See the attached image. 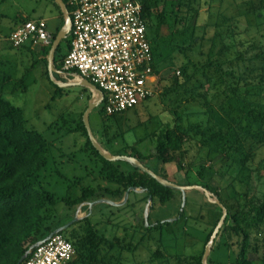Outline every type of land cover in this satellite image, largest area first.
<instances>
[{
    "label": "rangeland",
    "instance_id": "rangeland-1",
    "mask_svg": "<svg viewBox=\"0 0 264 264\" xmlns=\"http://www.w3.org/2000/svg\"><path fill=\"white\" fill-rule=\"evenodd\" d=\"M166 1L161 24L155 18L150 19V23H146L155 60L162 65L156 94L150 100L138 104L135 112L131 111L132 109L124 112L122 115L126 121L119 119L120 126L116 127L113 122L108 123L110 129L107 137L122 131V142L120 139L119 141L114 139L109 143L111 148L107 146L105 138L101 135L100 119L96 113L97 106L87 115L88 126L101 150L110 153L117 144H127L134 145L142 155L151 154L153 150L148 134L157 129L159 123L169 122L172 110L181 111L185 106L187 112L193 110L192 105L185 101L189 94L181 89L167 92L164 96L160 93L161 88L166 84L165 78L170 74H176L175 70L178 66L188 59L190 64L187 73L191 75V79L186 89H190L197 96H202L201 94L206 92V101L202 100L206 105H202V108L207 111V115H189L183 117V123L187 120L196 121L200 117H203L201 120H206L205 142L214 150V155L210 156L211 175L208 184L214 187L221 197L229 200L227 204L235 205L231 198L235 193L228 186L230 176L228 173V175L220 174L219 171L222 173V164L228 158L238 164L244 161L246 156L244 143L241 144L242 147L233 150L236 146L234 141L236 131L240 130L239 124L235 122L240 121L242 128L252 131H256L258 126L251 124L248 128V123L238 115V111L230 112L227 108L228 101L223 99L224 94L221 90L234 85L238 76L248 80L257 70L261 69L264 73V7L256 8L259 0H252V8L256 9L251 12H247L245 6V3L251 0H226L228 3L226 4L225 1L224 5L213 1L208 6L203 4L204 0ZM55 6L56 4L51 0H0V92L12 105L22 110L24 126L39 131L47 142V163L38 175L30 179V182L37 189L42 188L54 193L56 203L49 206L45 212L48 220L58 219L63 221L64 225L73 217L79 220L88 215L92 223L105 221L102 225L103 229L109 230L114 227L116 235L127 236L125 240H129L128 236L132 235L131 244L135 245L139 236L144 233L141 226L143 228L152 226L156 218L162 219V222L173 218L177 205L173 206L171 203L164 207L153 206L148 211V222L144 219L146 202L142 192H130L126 202L119 206L96 202L91 206L79 204L75 208L68 209L65 198L71 199L79 195L81 187L114 186L112 182L101 179L98 173L100 162L93 156L89 146L85 145V136L76 126L79 118L81 120L80 113L85 109L86 103L96 99L97 95L86 88L80 89L77 85L72 86L69 92L54 93L50 84L52 81L48 77L50 81L48 82L44 75L45 65L41 61V48L31 49V55L25 46L18 49L11 48L5 39L8 28L18 22L19 15L29 17L43 15L46 17L47 29L53 32L58 20L47 17L56 14ZM223 6H225V15L238 10L232 21L224 22L221 19L219 12L222 11ZM204 24L205 28H202ZM190 38H195V42L192 44L188 42ZM60 47L61 50L64 49V42L60 43ZM167 56L175 57L173 65L167 64L169 61H163ZM33 60L35 66L30 67ZM211 63H219V65L214 68L210 66ZM171 68H175L174 72ZM202 71L208 75L207 82L201 76ZM229 71L232 74H229ZM55 80L69 82L76 79L72 75L68 77L60 74V79ZM259 99L263 105L257 107L252 103L249 114H253L258 109L264 110V94L258 98L253 97L252 101ZM222 104L224 107L221 110L219 105ZM235 106L233 105L234 108ZM242 128L241 130H244ZM211 135L214 137L211 138ZM194 144L193 142L184 146L186 152L182 163L184 168L188 166L192 173L197 163L201 162L196 152L197 146ZM250 154L251 156L243 163L242 170L236 171L237 167L230 170L231 177L242 182L240 184L235 182L236 188L247 192L243 199L246 206L259 204L264 199V142L253 147ZM145 162L154 170L156 163L154 157L146 159ZM118 164L121 170L130 167V164L123 160ZM165 167L168 181L178 185L185 183L183 170L176 171L169 164ZM209 193L211 199H217L214 194ZM184 196L183 208L187 215L180 222L150 229L133 251L118 249L110 251L107 255L108 262L114 264L117 262L116 257L119 256L118 262L121 264L141 262L176 264V254H180L179 258L183 257V254L198 255L209 226L218 219L220 209L213 202L208 201L200 189H189ZM103 199L111 201L107 194H104L100 200ZM243 210L245 211L246 208ZM230 222V220L226 222V225L229 226ZM222 226L217 231L214 241L209 244L211 253L209 251L207 257L212 264H235L237 245L234 239L224 237L226 233L223 232ZM135 229L138 230L133 232L132 230ZM66 233L63 234L66 236ZM258 248V256L262 257L260 242ZM155 249L163 256L155 259L153 254ZM207 257L204 259V264H208Z\"/></svg>",
    "mask_w": 264,
    "mask_h": 264
},
{
    "label": "trees",
    "instance_id": "trees-1",
    "mask_svg": "<svg viewBox=\"0 0 264 264\" xmlns=\"http://www.w3.org/2000/svg\"><path fill=\"white\" fill-rule=\"evenodd\" d=\"M62 1H64L67 6L66 9L69 11V5L67 1ZM213 1H218L220 5H224L226 0H204L203 4L208 6ZM140 2L142 4L141 17L145 22V31L149 37V32L147 30L148 26H146V23H150V19L155 18L158 23L160 22L161 24L164 19L163 9L165 5H167V1L140 0ZM227 3L228 2L226 1V4ZM252 3V0L245 3L247 12H251L256 8L258 9L264 7V0H259L256 8H252ZM229 4H231V2ZM56 6L58 7V5ZM223 7L224 8H222V11L219 12L221 19L224 20V22H228L230 20L232 21L233 16L238 14V10L231 13L229 12L227 15H225V6ZM248 7H250V10ZM25 20L27 19H21V22ZM202 28H205V24ZM52 36L54 38L55 33L52 34ZM194 40L195 38H190L188 42L190 41L192 44L195 42ZM148 41L152 60L154 62L153 71L156 74H159L162 65L155 60L153 48L149 38ZM61 42H64V46H66L67 51L69 34L66 38H63L58 43L54 50L53 64L57 71H60L61 69L60 58L65 54L64 53L60 55L59 53L62 49L60 47ZM48 48L49 44L42 46L40 53L42 55L41 61L45 65V78L48 80V82H50L47 76V64L45 61V55ZM26 50L32 55V50L29 47H26ZM174 59V56H167L163 61H169L167 64L173 65ZM34 63L35 61L33 60L30 64V67H34ZM189 64L190 61L185 59L180 64V66H178V69H176L178 74L173 73L167 76L165 78L166 84L161 88L160 93H162L164 96V94H167V92L181 89L183 92L189 94L185 101L187 104L192 105L193 110L187 112L185 110L186 106L181 111L172 110L170 112L169 122L166 121L164 124L159 123L157 129L148 134V138L150 139L153 150V152L148 154V156L139 153L134 145L127 144H117L115 149H111L110 154L127 155L131 156L132 158L135 157L141 161L142 165L150 170L152 169L147 164H145V160L154 157L156 163L154 164V170L152 171L157 176L163 178V180H168V174L165 167L166 164L172 165L176 171L183 170L185 183L182 185H198L205 188L207 191L214 194L217 200L226 209L222 230L224 233H226L224 234V237L227 239H234V243L237 245L238 252L234 257L235 264H264V199L261 200L259 204H251L246 206L243 202L244 196L247 194L246 190H241L235 186L237 183H242L240 182L241 180H237L230 175V170L236 167V171L242 170L244 168L243 163L251 156L250 152L252 148L259 146L264 142V110L258 109V111L255 110L253 114L248 113L252 103L257 107L263 105L260 99L258 101H252L253 97L258 98L260 95L264 94L263 70H257L256 74L253 75V77L248 78V80L238 76L234 85H229L226 87V89L224 88L221 90V92L224 94L223 99L228 101L227 108L230 112L233 110L238 111L240 113H238V115L245 119L248 123V128H250L251 124H257L258 126L256 131H252L250 129L242 128L241 124L239 123L240 121L238 122L237 120V122H235L239 124V126H237L240 128V130L236 131V137L234 140L236 146L233 148V150H237L239 147H242L241 144L244 143L246 144L245 150H247L246 156L244 161L239 162L238 164H236L233 159L228 158L227 161L222 164V173L219 171L220 174L228 173L230 176L228 186H230L232 188V192L235 193L234 196L231 197L235 204L232 205L227 204L229 200L221 197L218 191L208 184V178L211 175V165L209 164L211 161L210 156H212L214 150L210 149L205 142L207 131L206 120H201L203 117H200L196 121L187 120L183 123V117L200 114L204 116L207 115V111L205 109L203 110L202 108V105H206V102H203L204 100L206 101V92L205 94H201L202 96H197L195 93L193 94L190 89H186L187 83L191 79V75L187 73ZM218 65L219 63H211L210 66L215 68ZM171 69L174 72L175 68ZM69 73L71 76L75 73V71L71 70ZM228 73L232 74L231 71ZM6 75V77H8V74ZM201 76L205 79V82L208 81V75L204 71L201 72ZM53 77L57 80L60 79V75L58 73H54ZM159 82L160 77L158 76L155 84L156 91L158 90ZM50 84L53 87L54 93H60L61 91L69 92V90L72 88V86L59 87L52 82H50ZM78 87L83 89V87ZM147 100H150V98ZM147 100H144V102ZM136 107L137 105L132 107L131 111L135 112ZM223 107L224 104L219 105L221 110ZM126 111L127 110L118 114L104 115L102 113V108L99 105L96 108V113L100 119L99 126H101L100 129H102L101 135L105 138V142L109 148H111L109 143H112L114 139H118V141L120 139L122 142V131L118 134L117 132L113 133L110 135V137H107V133L110 129L108 123L113 122L116 127L117 125L120 126L118 123L119 119H124L126 121L124 115H122ZM81 114L82 112L80 113V117ZM24 124L25 119L22 110L19 107L12 105L8 99L2 96L0 92V264H15L16 260L20 258L23 252H25L31 246V244L36 241H41V239L49 232L57 227L62 226L64 223L58 219L48 220V216L45 215L48 207L53 206L56 203L54 193L42 188L37 189L30 182V179L38 175L39 171L44 167L45 163H47V142L39 133V131L37 132L35 129H28L24 126ZM76 126L77 128H80L81 133L85 136V145L89 146L93 156L96 157L100 162L98 173L100 174L101 179L107 182H112L114 186H83L80 188L81 191L79 195L71 199L69 197L65 198V205L68 207V209L72 207L75 208L79 204L91 202L98 198L102 199L104 194L109 196V200L118 202L121 200L122 195L128 187L143 188L144 190L142 193L144 202H146L147 196H150L146 219L148 218V211L155 205H158V207H164L166 204L168 206L172 203L173 206H177L174 214L172 215L174 220H166L162 222V219L156 218L152 226H147L145 228L141 226L142 230H144V233L139 236L135 245L131 244L132 238L130 236L132 235L128 236V238H130L129 240H125L127 236L122 237L116 235L114 227L109 230L103 229L102 225L105 221L101 222L99 220L92 223L91 220H89L88 215L76 220L72 223V225L58 232L69 241L72 248L74 249L75 258L72 264H110L107 260V255H109L110 251L115 249H118L119 251H133L147 235V231L152 228H160L166 224L178 223L185 217V215H187L183 208L185 196L183 199V205H179L181 199V192L179 190L163 187L149 175L140 171L138 168L133 167L131 163L127 161L126 162L130 164V167L121 170L118 163L122 160L109 161L103 157H100L97 151L91 146L86 135V129L83 126L80 118L79 123ZM127 128H129V125H127ZM241 128L244 130H241ZM210 137L213 138L214 135H211ZM193 142L195 143L194 145L197 146L196 152L201 162L197 163V166L194 168L192 173L188 166L184 168L182 163L186 152L184 146H187ZM136 143H138V141H136ZM235 182L236 184L234 185ZM126 200L123 203H125ZM244 208H246L245 211L243 210ZM218 209L220 208L218 207ZM207 213L209 212L207 211ZM218 220L219 217L213 223L211 222V226H209L210 228L206 233L205 239L202 243L201 252L198 255L183 254V257L181 258H179L180 254H176V264H202L201 257L204 252V245L208 241L213 227L216 226ZM229 220L231 222L228 226L226 225V222ZM143 223L144 221H142V224ZM136 230L138 229L132 231L135 232ZM62 232H67L66 236ZM259 242L262 248V257L258 256ZM153 254L156 257L155 259L163 256V254L157 249H155ZM118 258L119 256L116 257L117 262L114 264H121L118 262ZM206 261L208 264H212L209 257L206 258ZM140 264H143V262ZM148 264H151V262H148Z\"/></svg>",
    "mask_w": 264,
    "mask_h": 264
},
{
    "label": "built area",
    "instance_id": "built-area-1",
    "mask_svg": "<svg viewBox=\"0 0 264 264\" xmlns=\"http://www.w3.org/2000/svg\"><path fill=\"white\" fill-rule=\"evenodd\" d=\"M69 43L60 74L86 79L103 94L104 115L118 114L156 94L159 74L141 17L140 0H66ZM53 38L43 18L19 22L7 41L12 48L48 45ZM176 74L178 71L175 70ZM20 264H72L75 252L61 233L26 251Z\"/></svg>",
    "mask_w": 264,
    "mask_h": 264
},
{
    "label": "water",
    "instance_id": "water-1",
    "mask_svg": "<svg viewBox=\"0 0 264 264\" xmlns=\"http://www.w3.org/2000/svg\"><path fill=\"white\" fill-rule=\"evenodd\" d=\"M55 1V3H57L60 7V10L63 14V25L62 27L57 31V33L55 34L54 38L51 39L50 43H49V48L47 50V53L45 55V61L47 64V75L50 78V80L56 84L59 87H69V86H80L83 88H86L88 91H90L91 93H94L97 95L96 99H93L91 101H88L86 103L85 109L83 110L82 114H81V121L83 126L86 129V135L88 137V140L91 144V146L97 151V153L100 155V157H103L106 160L109 161H116V160H123V161H127L129 163H131V165L133 167L138 168L140 171L146 173L147 175H149L151 178H153L156 182H158L159 184H161L163 187H169L175 190H179L181 192V203L180 206L183 205V199H184V194L186 190L189 189H200L204 192V195L207 197L208 201L213 202L214 204H216L220 210V216H219V220L216 224V226L213 227V230L208 238V241L206 242L205 246H204V252L203 255L201 257V263L204 264V259L205 257H207L208 252L210 251L209 249V244L213 241L214 237L216 236L217 231L219 230L220 226L223 225L224 220H225V215H226V209L222 206V204L217 200V199H211L209 197V191H207L205 188L200 187V186H194V185H178L175 183H172L168 180H163V178L157 176L152 170L148 169L147 167H145L144 165L141 164V161H139L137 158L135 157H131V156H127V155H112L106 151H104L103 149H100V146L96 143L93 135L91 134V129L90 126H88V122H87V115L88 113L94 109L96 106H98V104L101 102L102 98H103V94L102 92L99 91L98 88H96L92 83H90L89 81H87L86 79H77L76 80H72V81H65V82H58L54 79L53 74L54 73H59L60 71H57L56 68L54 67L53 64V54H54V50L56 48V46L58 45V43L60 42L61 39L66 38L68 35V31L70 29V18L68 15V11L66 9V4L64 3V1L62 0H53ZM144 189L143 188H131L128 187L127 190L124 192V194L122 195L121 200H119L118 202H113V201H108V200H100L97 199L95 201H91V202H86V203H82V204H87L88 206H91L93 204H95L96 202H100V203H107L113 206H118L121 205L125 200L127 195L129 194L130 191L134 192H142ZM149 201H150V196H147L146 198V204H145V210H144V219H146L147 217V210H148V205H149ZM81 204V205H82ZM77 220V217H73L72 220L70 222L65 223L64 225L57 227L55 229H53L51 232H49L46 236H44L41 241L47 239L50 235H52L53 233L56 232H60L62 230H64L66 227L72 225L73 222H75ZM174 220V218L169 219L168 221H172ZM40 241V242H41ZM36 243L39 242H34L33 244H31L30 247L34 246ZM26 257V253L23 252V254L20 256V258H18L15 262V264H20L22 259Z\"/></svg>",
    "mask_w": 264,
    "mask_h": 264
},
{
    "label": "crops",
    "instance_id": "crops-1",
    "mask_svg": "<svg viewBox=\"0 0 264 264\" xmlns=\"http://www.w3.org/2000/svg\"><path fill=\"white\" fill-rule=\"evenodd\" d=\"M51 1H53V0H51ZM53 3L54 4H56V5H58L57 3H55V1H53ZM56 8H57V10L55 9V13L56 14H53V15H50L49 17H47V18H50V19H57L58 20V22H57V24L56 25H54L55 27H54V31L52 32V31H49L48 29V31L50 32V33H52V34H56V32L62 27V25H63V14H62V12H61V10H60V6L58 5V7L57 6H55ZM36 18H43V19H45V22H46V17H44L43 15H36V16H34V17H29V16H26V15H19V19H18V22L17 23H14L12 26H10L9 28H8V31H7V35H5V39H6V41H7V38L9 37V35H10V32L12 31V29L19 23V22H21V19H27V20H34V19H36ZM46 28H47V22H46ZM62 40V39H61ZM60 40V41H61ZM25 47H29L30 49H32L33 50V48H41L42 46H40V45H33V46H28V45H24ZM41 50V49H40ZM65 51H66V46H64V49L63 50H60V52H61V54H64L65 53ZM59 52V53H60ZM58 58V57H57ZM59 75H60V72L58 73ZM144 102V101H143ZM142 103V102H141Z\"/></svg>",
    "mask_w": 264,
    "mask_h": 264
},
{
    "label": "bare ground",
    "instance_id": "bare-ground-1",
    "mask_svg": "<svg viewBox=\"0 0 264 264\" xmlns=\"http://www.w3.org/2000/svg\"><path fill=\"white\" fill-rule=\"evenodd\" d=\"M94 94V93H93Z\"/></svg>",
    "mask_w": 264,
    "mask_h": 264
}]
</instances>
